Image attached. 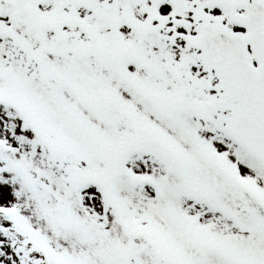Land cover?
<instances>
[{
  "label": "snow or ice",
  "instance_id": "snow-or-ice-1",
  "mask_svg": "<svg viewBox=\"0 0 264 264\" xmlns=\"http://www.w3.org/2000/svg\"><path fill=\"white\" fill-rule=\"evenodd\" d=\"M0 264H264V0H0Z\"/></svg>",
  "mask_w": 264,
  "mask_h": 264
}]
</instances>
